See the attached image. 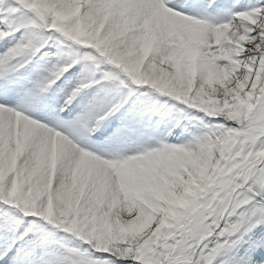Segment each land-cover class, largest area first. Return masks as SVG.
I'll list each match as a JSON object with an SVG mask.
<instances>
[{
	"label": "snow or ice",
	"instance_id": "obj_1",
	"mask_svg": "<svg viewBox=\"0 0 264 264\" xmlns=\"http://www.w3.org/2000/svg\"><path fill=\"white\" fill-rule=\"evenodd\" d=\"M0 264H264V0H0Z\"/></svg>",
	"mask_w": 264,
	"mask_h": 264
}]
</instances>
